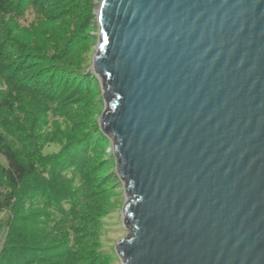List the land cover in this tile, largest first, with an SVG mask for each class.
Masks as SVG:
<instances>
[{"label": "water", "instance_id": "1", "mask_svg": "<svg viewBox=\"0 0 264 264\" xmlns=\"http://www.w3.org/2000/svg\"><path fill=\"white\" fill-rule=\"evenodd\" d=\"M96 20L117 257L264 264V0H101Z\"/></svg>", "mask_w": 264, "mask_h": 264}, {"label": "rangeland", "instance_id": "2", "mask_svg": "<svg viewBox=\"0 0 264 264\" xmlns=\"http://www.w3.org/2000/svg\"><path fill=\"white\" fill-rule=\"evenodd\" d=\"M71 3L73 4H69V8L63 9L66 11L62 13L52 9V14L48 18L38 14L33 8L23 12L19 10L2 18L0 45L2 47L8 43L6 48L2 47V51L6 56L9 55L11 61H15L12 59L14 54L27 52L38 56L37 64L40 65L54 64L59 68L71 70L87 67L85 72L92 74L97 84L94 85L91 79L89 82L91 86H87V92L77 91L73 94V98H78L79 95L81 100H72L69 96L67 100L63 98L62 101H55L49 99L50 95L36 96L31 89L34 86L29 87L26 84V81H36L35 84H38V78L40 81L43 76H47L46 72L49 71L47 67L45 69L48 71L43 69L37 73L40 75L38 78L30 75L28 70L25 71V76L14 75L13 80H8L9 84L13 81L8 92L14 93L18 101L11 111H0V133L5 137L6 143L17 146L20 157L28 163L31 162L35 151L42 158L63 154L67 160L74 161L65 171L58 174L59 179L52 181L57 193L55 200L63 202L80 200L79 205L84 219L81 216V220H76L75 217L69 225L78 226L83 235L81 237L85 239L78 242L73 251L80 249L85 253L95 252L94 256L101 260L100 264H106L105 258L108 254L114 255L113 263L123 264V260L117 257L116 244L123 238L130 237L132 232L123 222L126 183L117 172L113 139L104 134L106 146L103 144L101 146L105 147V151L97 152L86 159L82 158L81 154H72L70 149L79 136L94 131L95 127L100 129L99 120L104 109L103 89L99 78L90 68L98 43L99 27L96 16L101 0H90L91 5L89 0H75V3L74 1ZM11 44L15 45L16 49ZM67 74L66 79L51 73L54 83L50 89H57L62 85L68 88L70 93L71 88L75 87L76 77L74 73ZM5 75L8 79L11 73L4 69L0 73V80L4 79ZM22 82L28 89L20 86ZM3 84L8 85L0 81V96L5 93ZM66 104L74 107L68 108ZM48 110L51 111L49 115ZM89 141L93 142L94 138L88 139ZM88 146L91 147L90 143ZM87 147L86 151L89 149ZM51 161L56 162V159ZM82 165L83 171H80ZM27 185L32 186V182L29 181ZM64 208L67 210V205H64ZM8 215V212L0 214V221L6 222ZM114 216L115 218L111 219ZM109 220L112 221L104 223ZM65 223L57 225L65 228ZM106 229L113 231H105ZM24 230L31 241L28 243L39 246H48L53 240L63 237L59 229L53 232L44 226H26ZM5 237L6 233L0 231V250ZM67 263L63 258L57 260V264Z\"/></svg>", "mask_w": 264, "mask_h": 264}, {"label": "trees", "instance_id": "3", "mask_svg": "<svg viewBox=\"0 0 264 264\" xmlns=\"http://www.w3.org/2000/svg\"><path fill=\"white\" fill-rule=\"evenodd\" d=\"M73 1L75 3V0H0V20L13 13L15 14L19 10L23 12L28 8H33L38 14L48 18L52 14V9L62 13L66 11L63 9L69 8V4H73L71 3ZM7 45L8 43L3 44L2 47L6 48ZM11 45L16 49L15 45ZM2 47L0 45V73L6 69L11 75L8 79L5 75L4 79L0 80L2 83H8L7 86L3 84L5 93L0 96V111H11L17 105L16 101L18 100L15 97L16 95L11 93V91L8 92L9 85L13 81L9 84L8 80H13L15 78L14 75L17 77L24 75L26 70L30 71V75H35L38 78L40 75H37V73L46 67L48 68L49 71L45 69V71H48L46 72L47 76H43L40 81V78H38V84H35L36 81H26V84L29 87L34 86L31 89L35 92L36 96L50 95V100L62 101L63 98L67 100L69 96L72 100H81L82 98H79V95L78 98H73V94L77 91L87 92V86H91L89 82L94 76L85 72L87 67L81 70L78 68L71 70L59 68L54 64L40 65L37 64L38 56L28 54L27 52L14 54L12 59L15 61H11L9 55L6 56L2 51ZM40 67L41 69H39ZM51 73L54 76L60 75L66 79L67 73H74L76 77L74 80L75 87L71 88L70 93L67 90L68 88L62 85L57 89L51 90V85L54 83L52 81L53 76L50 75ZM92 82L94 85L95 83L97 84V80L93 79ZM20 86L28 89L24 82L20 83ZM45 91L46 93H44ZM66 105H68V108L74 107V105ZM50 112V110L47 111L48 115ZM93 138V142H88V139ZM105 138L106 136L102 134L100 129L95 127L94 131H90V133L77 138L76 143L70 148L71 153L81 154L82 158L86 159L97 152L105 151V147L101 146V144L106 146ZM77 143H81L82 145L78 146ZM89 143L91 145L90 148L88 146ZM86 147L89 148L87 151ZM34 154L31 157L30 163L23 161L19 155L17 146L13 143H6L5 137L0 133V214H4L5 212L9 214L6 222L0 221V231L6 233L3 246L0 250V264H57L58 258H63L68 262L67 264H100L101 260L94 256L95 252L85 253L80 249L73 251L77 247L78 242H82L85 239L82 238L83 235H81L78 226L72 227V225H69L70 222L75 220V217L76 220H81V216L83 217L79 205L80 200H70L68 202L55 200L57 193L54 190L52 181L59 179L58 174L65 171L74 161L67 160L63 154L49 158H42L37 151ZM53 159H56V162H52L51 160ZM80 171H83V165ZM85 180L88 183L87 178ZM29 181L32 182V186L27 185ZM64 205H67V210L64 208ZM9 218L11 221H8ZM113 218L115 216L111 217V219ZM111 221L109 220L104 223ZM57 223H65V228L58 227ZM32 225L44 226L53 232L59 229L63 237L53 240L48 246L30 244L28 242L31 241L28 239V235L24 229L26 226ZM105 231L113 230L106 229ZM101 251L106 252V250ZM114 257V255L108 254L105 258V263L117 264L113 263Z\"/></svg>", "mask_w": 264, "mask_h": 264}]
</instances>
